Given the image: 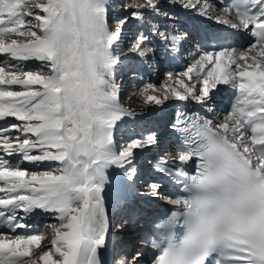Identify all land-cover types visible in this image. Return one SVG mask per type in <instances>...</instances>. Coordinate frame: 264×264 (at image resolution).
Instances as JSON below:
<instances>
[{
    "label": "snow or ice",
    "instance_id": "obj_1",
    "mask_svg": "<svg viewBox=\"0 0 264 264\" xmlns=\"http://www.w3.org/2000/svg\"><path fill=\"white\" fill-rule=\"evenodd\" d=\"M206 20L220 27L201 35ZM190 41L198 58L134 92L139 112L121 103L119 71L175 61ZM221 85L233 99L217 120ZM186 102L198 109L175 112L174 147L152 129L116 139L144 109ZM9 118L0 228L15 235L0 234V264H104L105 253L111 264H264V0H0V121ZM146 153L156 156L141 191ZM161 179L179 193L165 198L173 207L141 220L130 201L161 199ZM34 214L54 222L19 234Z\"/></svg>",
    "mask_w": 264,
    "mask_h": 264
},
{
    "label": "bare ground",
    "instance_id": "obj_2",
    "mask_svg": "<svg viewBox=\"0 0 264 264\" xmlns=\"http://www.w3.org/2000/svg\"><path fill=\"white\" fill-rule=\"evenodd\" d=\"M113 19H115V16H113ZM209 25H207V26H209ZM131 27L132 26H130L129 28H131ZM215 29H217V27H214V30ZM141 30H143V29H141ZM195 58H198V57H195ZM192 62H193V57H188L187 53L183 52V54L179 58H177L175 61H169V60L165 59L164 57H161L158 62L156 60H154V61H151L149 64L141 65L138 70H140L141 67L143 68V70L138 71V72H140V74H138V76H137V79H138L139 83H141V84H138V85L134 84L132 86V88L129 90V92L126 93L125 100L122 101L121 103L125 107L131 108V109H135V110L141 109L142 102L133 95L134 92H136L140 87H142L143 85L148 84V83H151L157 87L163 85L167 81V75L169 72L175 73V72L181 71V70L185 69L188 64H190ZM37 63L38 62H34V61L27 62L28 70H36ZM125 67H127V66H125ZM212 67H213L212 65H209L208 68L205 69V71L210 70ZM235 67L236 66L233 65L232 69H235ZM232 69H229V70H232ZM123 77H124V74L122 75V78ZM160 78H162V79H160ZM219 88L221 89V91L215 97V103L212 106H213V108H214V106H217L218 105L217 99L220 98V99H223L222 100L223 107H224V104L227 105L224 108L227 110L229 104L232 103L233 90H231L230 88H227V86H223V85L219 86ZM122 90H123V88H121V95H122ZM186 104H187V108L191 112H195L198 109V106L194 102H186ZM222 110H221V113H223ZM229 111H230V109H229ZM214 118L217 119V116H214ZM217 120H219V119H217ZM12 122H15V121L12 120L11 118H9L7 121H0V127L4 126L6 123H12ZM145 126H147V127L150 126L149 129L156 130L160 135H162L164 137L165 142L168 140H171L172 141L171 146L174 147V145L176 143L175 136L173 134L172 135H170V134L163 135L165 130L169 129L170 127L166 128L164 130H158V123L156 121H151L148 123L141 122L139 120L130 121L127 125L122 126L117 131L116 139L118 141L122 142L123 140L127 139L129 136H132L133 134H136V133H141L142 131L146 130L147 127H145ZM155 156H156L155 153H146L145 155L139 157L138 161H137V167H138V164L140 165L141 162H143L144 160H145V162L154 160ZM14 159L15 158H13V160ZM22 167L27 168L29 170H33V171L47 170V169L34 168L31 164H27V163L23 164ZM139 169H140V174H143L144 173L143 171L145 170V166L142 168H139ZM145 177H147V176L145 175ZM160 182L162 184L161 199L153 200V199L138 195L137 197L142 202L141 204H148L150 206L155 204L156 206H159V207H167L168 203L166 202L165 198L169 197V196H175V193H174V190L171 188V186L168 184V182H166L162 179L160 180ZM2 183L3 182L0 181V184H2ZM139 188H140V190L142 189L141 186ZM109 192L111 193L112 191L109 190ZM3 195H5V194L0 193V196H3ZM108 196H109V201H111L113 198L110 197L109 194H108ZM131 207L133 208L134 205H131ZM117 211L118 210L110 202L109 203V212H110V215L112 216V218L117 213ZM53 222L54 221L49 216L42 215V214L41 215L34 214L32 217L27 219V223L29 225H31V227L28 229H20L17 231L21 235L35 234L37 229L42 230L44 225L50 224ZM0 234H7L8 236L15 235L14 233H11L6 228H0ZM133 234H134V230H132L128 236H124V237L125 238H131L133 236Z\"/></svg>",
    "mask_w": 264,
    "mask_h": 264
},
{
    "label": "rangeland",
    "instance_id": "obj_3",
    "mask_svg": "<svg viewBox=\"0 0 264 264\" xmlns=\"http://www.w3.org/2000/svg\"><path fill=\"white\" fill-rule=\"evenodd\" d=\"M116 12L118 13V9L116 10ZM115 16V15H114ZM136 31V26H132L131 28H129V31H128V33H127V35L125 36V38H124V41H123V43H122V47L123 48H127V46H128V44H129V42H130V39H131V36H132V34L134 33ZM158 62V61H157ZM143 70V68L141 67V69L140 70H138V71H142ZM124 74V77L122 78V75ZM138 74H140V72H137L136 74H130L129 73V71H128V68L127 67H125V68H123L121 71H119L118 72V82L120 83V85H121V88H123V90H122V95H121V102L122 101H124L125 100V95H126V93H128L129 92V90L132 88V86L134 85V84H141V83H139V81H138V79H137V76H138ZM159 78V77H158ZM160 79H162V78H160ZM218 100V105L217 106H214V109H215V116H217V119H219V120H222L225 116L224 115H226V114H224V113H221V108L223 107V103H222V100L223 99H217ZM225 106H227L226 104H224V107L223 108H225ZM218 109V110H217ZM223 111V110H222ZM229 111V110H228ZM224 112V111H223ZM145 127H147V126H145ZM150 127V126H149ZM149 127H147V129H149ZM165 144L166 145H171L172 144V141L171 140H168V141H166L165 142ZM13 162H15V159L13 160ZM146 163L147 162H145V160L143 161V162H141V165L144 167V165H146ZM141 168V167H140ZM141 177H142V179H141V181L139 182V187L141 186V191H143V180L144 179H147L148 177H150V176H147L146 178L145 177H143V175L141 174ZM156 205H152L151 207H155ZM118 219H117V215H114L113 216V218H112V222H113V224H115L116 223V221H117ZM134 234H135V231H134ZM133 234V235H134Z\"/></svg>",
    "mask_w": 264,
    "mask_h": 264
}]
</instances>
